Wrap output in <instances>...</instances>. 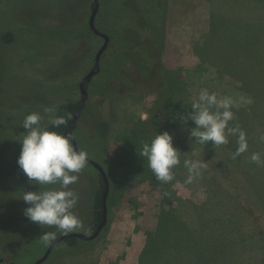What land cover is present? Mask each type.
<instances>
[{"label": "rangeland", "instance_id": "1", "mask_svg": "<svg viewBox=\"0 0 264 264\" xmlns=\"http://www.w3.org/2000/svg\"><path fill=\"white\" fill-rule=\"evenodd\" d=\"M92 2L0 0V36L5 30H12L15 34L11 45L0 43V259L11 257L14 264H34L45 254L51 240L43 241L44 232H56V237L67 234L54 226L43 227L30 222L25 217L24 209L28 205L21 199L23 191L39 190L40 186L29 182L17 161L22 148L20 140L27 131L22 125L27 114L40 112L42 125H47L48 119L43 113L45 106L57 109L61 100L80 99L78 86L70 90L68 85L71 87L78 83L74 74L79 71L80 78L88 71L94 54L103 44V40L89 28ZM224 2L227 3L217 6L221 11L216 12L213 10L215 3L208 0H101L96 26L111 37V44L116 40L115 47L119 49L125 48L128 40H133L131 49L137 50L133 48L137 46L145 49L148 61L154 60L149 50H158L166 65L165 70L179 69V79L190 81L189 94L194 100L206 88L221 97L227 95L237 101L243 98L245 102L240 103L239 108L255 104L252 106L260 120V132L251 136L252 141L248 140V152L242 154L239 161L242 171L251 181L250 184L244 176L251 185L250 190L247 191L246 187L239 193L232 188L234 182L228 183L225 179L223 182L213 167L216 163L211 156L215 155L198 146L194 138L190 139L191 131L185 126V121L172 134L174 146L181 151V163L173 170L175 175L170 190L169 183L162 184L150 169L149 172L145 169L147 167L138 163H134V168H143V171L134 170L127 162L117 165L112 161L110 164L107 158L116 150L113 135L123 129L117 118L119 110L125 109L135 119H147L150 111H154L156 99L161 96L159 88L153 84L140 83L126 93L113 87L105 89L110 74L102 72L94 77L90 86V97L79 121L76 139L79 148L86 150L89 158L99 162L115 179L107 200L108 228L94 241L79 239L75 248L58 242L43 264H259L250 252L243 251L241 240L244 237L236 229L234 217H231L236 214L231 196H239L236 202L242 205L246 204L244 196H256V192L264 196V166L248 159L253 152L261 153L264 158V141L260 139L264 136V64L258 68L262 71L257 77H249L244 82L248 95L238 90L239 85L236 84L239 82L235 78L225 76L224 80L229 84L221 87L211 84L215 81L213 69L204 73L196 71L201 61L198 55H204L202 45L206 46V52L212 51L211 40H221L220 36L224 40H239L237 43L248 40L247 43L244 41L248 55L242 64H251L249 53L254 40L264 49V20L257 28L248 27L240 17L234 16L229 1ZM211 24L216 30L206 44L201 40H207ZM120 54L121 51L117 56ZM109 63L102 61L101 68L108 66L112 69L114 62L112 65ZM187 70L192 73H186ZM153 71L148 69L145 78L152 80L155 76ZM103 125L100 137L96 136V126ZM212 149L217 155L220 153L219 147ZM192 158L205 160L213 177L227 189L222 190L217 185L214 189L212 178L204 173L193 183H186L188 172L183 161ZM229 169L233 171L232 167ZM122 172L127 175L126 180L122 179ZM234 178L238 182V177ZM209 179L211 182L207 181ZM100 181V173L88 162L79 174V180L69 186L78 194V202L72 211L83 225L73 232L91 233L88 221L92 196ZM209 196H214L213 206L208 203ZM179 199L184 203L181 204ZM221 210L232 215L226 219L215 214ZM252 216L261 222L263 230V216L260 217L256 210ZM213 217L223 223L210 224ZM246 222L249 223L248 220ZM155 229L159 234L155 235ZM250 239L246 236L247 244L257 249L255 241ZM237 247L244 262L234 257ZM5 260L2 264H10Z\"/></svg>", "mask_w": 264, "mask_h": 264}, {"label": "trees", "instance_id": "2", "mask_svg": "<svg viewBox=\"0 0 264 264\" xmlns=\"http://www.w3.org/2000/svg\"><path fill=\"white\" fill-rule=\"evenodd\" d=\"M208 1L209 2L212 1L215 3L213 10H215L216 12L221 11L219 8L217 9V6L219 4L227 3L224 2V0H208ZM228 1L231 7L234 9L233 10L234 16L236 18L240 17V20H243V23L246 26L257 28L260 22L264 20V0H228ZM160 4L161 2H159V5ZM92 5L93 2L91 6ZM100 10H101V6H100ZM215 25L217 26V23ZM215 30L216 28L211 24V29L209 28V31L207 32V36H206L207 40H201V41L203 42L206 41V44H208L209 36L212 34V32L214 33ZM220 37H222L221 40H211L212 43L211 47L212 49L214 48L213 50L211 49L212 51H209L210 50L209 49L206 52L205 51L206 46L204 47L202 45V50L204 51V55L203 56L201 54H200L201 56L198 55L201 61L198 64L199 66L196 72L204 73L205 71H207V69H213L215 73V78H214L215 81L211 84H217L218 86L221 87H227V84H229L224 80L225 76L235 78V81L239 82V84H236L235 82L236 85H239L238 90L248 95L249 92L248 89L244 86V82L247 81L249 77L250 78L257 77L256 75H258L262 71L259 70L258 68H260L264 64V49L261 48L262 46L259 45L256 42V40H254L253 42L254 47L251 50V53H249L250 55L249 61H251V64L249 63V65L247 66L246 64H242V63L243 61L245 63L246 56L248 55V49L247 52L245 50L247 44H244V41L247 43L248 40H240V43H237L239 40H224L223 36ZM0 39H1L0 40L1 44L11 45L15 41L14 40L15 34L12 30H5L2 32ZM112 46L113 47L117 46L116 40L115 41L113 40L112 44L110 41L106 51L102 55V61L105 64H108V62H110L109 64L112 65V62H114L112 69H109L108 66H104L103 68H101V71L98 73L100 74L102 72H105V74L106 73L110 74L109 76H107L108 77L106 83L107 85L104 88L108 89L113 87L114 89L118 90L121 93H126L132 90L134 87H136V85L140 83L145 85L153 84V85H157V87L159 88L160 90L159 95L161 97L159 99H156L154 111H150L151 113L149 114V117L147 119H142L141 117L135 119V117L131 116V114H129V112L126 111L125 109L123 111L121 109L119 110V115L117 118L121 121V124H123V129L117 131V133L113 135V142H115L116 150L114 149L115 151H113L112 154H110L107 159L110 164L112 161L113 163L114 161H116L117 165L118 163L121 165L120 162H127V164L130 163L133 168H134V163H138L143 167H147L145 169L149 171L150 168L147 166L146 158H143L139 155V152L142 150L144 143H150L152 138H154L157 134L162 133L164 131H168L169 133L173 134L174 130L177 128L179 124H181L182 121H185V126H187L190 131L192 128H194L195 123L191 120H187L189 119V115L193 111L191 107V103L194 101V99H192L191 95L189 94L190 81L185 82L186 78L185 81L179 79L178 77L179 69L170 70L169 68H166L165 70L164 69L165 64L158 50H156V52L149 50L150 54L154 55V60L148 61V59L146 58L148 53L145 49H142L139 46L133 47V48H138L137 50L131 49L133 46V40H128L125 48L123 49H119L118 47L112 48ZM119 51H121L122 54L117 56ZM113 56L115 57L114 59ZM218 60H220V62H218ZM130 64H132V66ZM148 69L154 70L153 72L155 76L152 80H148L144 76L145 73L148 72ZM186 73H192V72L187 70ZM253 74L255 75L252 76ZM253 91L257 92L256 89H254ZM250 94L255 98V96L252 93ZM252 105L254 106L255 104L254 103L248 104L244 108H239V107L233 108L235 118L233 121L230 122L229 125V126L239 125V127L246 132L249 141H252L253 140L252 138L258 135L260 132L259 129L260 120L255 116L256 110L255 107L253 108ZM77 107L78 104L74 100L72 101L61 100V102L58 103L57 114L64 116L66 118V125H62L60 128L55 129L56 131H59L64 134V132L68 128H70L69 126L72 125L73 113L76 111ZM251 110L254 111V113H251ZM101 127H103L102 129H104L105 125L96 126L95 128L96 136L98 137H100ZM252 135L253 137H251ZM97 140H100V138H98ZM235 141H236V137H230L228 144L219 146L218 152L220 153L218 155L216 154V151L212 149L213 146L211 142H209V144L206 146L200 145L195 141L194 142L198 146L203 148L205 151L215 155V156H211L216 163V164L214 163L215 165L213 167L216 168L217 171L220 173L221 177L223 178V182H225V180L228 183H231V181L234 182L232 183L234 185V187L232 188H234L239 193H241V191H244L246 187H247L246 189L247 191L250 190L251 181L244 174V171H242L243 167L241 163H239L240 157L236 159L232 158V154L235 151ZM242 161L247 162L244 159H242ZM229 167L230 168L232 167L233 171H230ZM134 170L143 171L144 169L134 168ZM150 171L152 172L151 169ZM203 173L206 174L207 176L209 175L210 178H212V183L215 185L214 189H217V186H220L222 190L227 189V188L226 189L223 188L222 186L223 184L220 180H217L216 177H213L212 169L207 168L205 171H203ZM100 176H101V181L98 183L95 189V195L92 196L91 217L88 221V227L92 231L97 229L103 218V209H104L103 193L105 190V182L101 173ZM244 176L246 177V179L249 181L250 184L244 178ZM121 177L123 180H126L127 175H125V172L121 173ZM234 177H238L239 179L238 182L235 181ZM109 179H110V187H111L115 179L113 178L112 175H110V173H109ZM207 181L211 182V179ZM242 182L244 183L243 184L244 186H242ZM171 184L172 182H169L168 184L169 190L171 189ZM209 197L210 199H208V203L213 206L214 196L213 197L209 196ZM231 197L233 200L232 205L237 215L235 214L234 216L232 214L225 213V210L222 211L224 207L220 211V213L215 211V214L224 216L226 219L229 218L228 217L229 215H232L231 217H234V225L236 226V229L240 231L241 236L244 237L241 240L242 241L241 243L243 245V251L250 252L257 263L264 264V229L262 230L261 228L262 225L261 222H258V220L252 216L254 210H256L258 213H260V217L263 216L264 218V196L261 193H257V192H256V196H244L245 197L244 201H246L245 205L236 202L238 201L239 196H231ZM179 201L181 204L184 203L180 199ZM241 215H243L244 218L241 217ZM240 218L241 219L243 218V220H241ZM244 220L245 222L242 225L241 221ZM246 220H248L249 223L246 222ZM210 221H211L210 224H214L217 221L223 223L214 217L213 219H210ZM107 228L108 225L102 231V233H104ZM153 231H157L155 235L159 234L157 229ZM102 233L100 235H102ZM151 233L152 231L149 234V240L147 246H149L150 244ZM246 236L247 238H251L250 240L255 241L254 244L256 243L257 249L253 248L251 244L249 243L247 244ZM79 239L81 238L71 237L65 239L63 243L68 247L75 248L79 243L78 242ZM235 249H237V252L234 255V257L236 259L241 258L242 262H244V259H242L243 258L242 253H240L239 255L238 247ZM253 250L255 251L251 252ZM251 255L247 254V257L251 258Z\"/></svg>", "mask_w": 264, "mask_h": 264}, {"label": "clouds", "instance_id": "3", "mask_svg": "<svg viewBox=\"0 0 264 264\" xmlns=\"http://www.w3.org/2000/svg\"><path fill=\"white\" fill-rule=\"evenodd\" d=\"M244 102L243 98L237 101L231 96L221 97L216 92L202 89L191 103L193 111L187 119L195 123L190 139L194 138L196 143L204 146L211 142L216 149L228 144L230 137H236L232 158L248 152L246 132L239 125L229 126L235 118L233 108ZM43 113L47 116V125H42L40 112L29 113L22 121L27 131L20 140L22 148L17 163L29 182L40 186L39 190L23 191L21 199L28 205L24 215L30 222L43 227L54 226L59 232L70 233L83 225L72 211L78 202V194L69 186L79 180V174L88 165L89 153L76 147L71 133L63 134L55 130L66 125V118L57 114L55 106H45ZM260 139L264 141V136ZM180 152L173 144V135L164 131L152 138L150 143H144L139 155L146 158L147 166L156 179L167 184L173 180V170L181 163ZM248 159L264 166V158L259 152L251 153ZM183 167L188 172L186 183L190 184L202 176L208 164L205 160L185 159ZM50 185L59 187H47ZM55 237L56 232L42 234L45 243Z\"/></svg>", "mask_w": 264, "mask_h": 264}, {"label": "water", "instance_id": "4", "mask_svg": "<svg viewBox=\"0 0 264 264\" xmlns=\"http://www.w3.org/2000/svg\"><path fill=\"white\" fill-rule=\"evenodd\" d=\"M100 5H101V0H94L93 1V5H92L90 17H89V27L93 33H95L98 36L103 37L104 42L97 52L96 62H95L94 67L87 73V75L80 82L81 99H80V107L78 109L77 114L74 116V120H73V124L75 125V127L77 126V120H78L79 116L82 114L83 110L85 109L87 102H88V99H89L88 87L92 81V78L101 70L102 55L106 51V49H107V47L111 41V37L107 33L103 32L102 30H100L96 26V18H97V15L99 13V10H100ZM75 144H76V147L78 149H80L78 146V142H77L76 138H75ZM88 159H89V162L97 170H99V172L102 174V176L104 178V182H105V190L103 193V207H104V209H103L102 221L100 222L96 231L92 234L87 235V234L80 233V232H71V233H67V234H63L61 236L55 237L54 240H51L49 247H48L47 251L45 252V254L40 259H38L34 264H43L45 261H47V259L51 255V253L55 247V244L57 242L63 241V240L70 238V237H78V238L84 239L86 241H93L100 236L102 231L108 225V222H109V212L108 211L109 210H108L107 200H108V195H109V191H110L109 175H108L106 169L99 162H97L91 158H88ZM2 260H3V258L0 261H2Z\"/></svg>", "mask_w": 264, "mask_h": 264}, {"label": "flooded vegetation", "instance_id": "5", "mask_svg": "<svg viewBox=\"0 0 264 264\" xmlns=\"http://www.w3.org/2000/svg\"><path fill=\"white\" fill-rule=\"evenodd\" d=\"M101 6V5H100ZM90 28V27H89ZM95 34V33H94ZM96 35V34H95ZM98 36V35H97ZM101 40H103V42H104V38L103 37H101V36H98ZM101 47V46H100ZM99 47V48H100ZM99 48H98V50H99ZM98 50L96 51V53L94 54V56H93V61H92V64H91V66H90V68L88 69V71H86L84 74H82V76H80V78H79V71H78V73L77 74H74V77L75 78H77V80H78V83H75L73 86H71V87H69V85H68V88L71 90V89H74V87L75 86H78V88H79V91H80V99H81V89H80V82L83 80V78L87 75V73L94 67V65H95V62H96V55H97V52H98ZM101 62H102V58H101ZM101 71V70H100ZM99 71V72H100ZM98 72V73H99ZM97 73V74H98ZM96 74V75H97ZM95 77V76H94ZM93 77V78H94ZM93 78H92V81H93ZM92 81H91V83H92ZM91 83H90V85H89V87H88V89H89V94H90V91H91V89H90V86H91ZM70 92V91H69ZM80 99L78 100V101H76V103L78 104V107H77V109H76V111L73 113V119H72V125L71 126H69L70 128H68L65 132H64V134H68V133H71L73 136H75V138H76V132L78 131V129H79V127H78V124H79V121L81 120V118L83 117V115H84V110L86 109V107H85V109L83 110V112H82V114L79 116V118H78V120H77V126L75 127V125L73 124V120H74V116L77 114V112H78V109H79V107H80ZM89 100V99H88ZM49 103V102H48ZM47 103V104H48ZM87 104H88V102H87ZM87 106V105H86ZM77 140V139H76ZM89 228V227H88ZM90 229V228H89ZM91 230V229H90ZM96 230H91V233L90 234H92V233H94ZM71 238V237H70ZM84 240V239H83ZM64 241V240H63ZM63 241H60V242H63ZM58 243V242H57ZM56 243V244H57ZM55 244V245H56ZM49 247V246H48ZM48 249V248H47ZM12 259L13 258H8V259H3L2 261H0V264H2L3 262H4V260L5 261H8L9 260V263L11 264L12 263ZM1 260V259H0ZM12 264H14V263H12Z\"/></svg>", "mask_w": 264, "mask_h": 264}, {"label": "crops", "instance_id": "6", "mask_svg": "<svg viewBox=\"0 0 264 264\" xmlns=\"http://www.w3.org/2000/svg\"><path fill=\"white\" fill-rule=\"evenodd\" d=\"M138 262V261H137ZM138 264V263H137Z\"/></svg>", "mask_w": 264, "mask_h": 264}]
</instances>
